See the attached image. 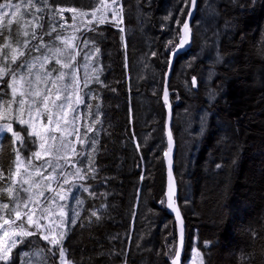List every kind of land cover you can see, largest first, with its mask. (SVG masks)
<instances>
[{"label":"trees","instance_id":"1","mask_svg":"<svg viewBox=\"0 0 264 264\" xmlns=\"http://www.w3.org/2000/svg\"><path fill=\"white\" fill-rule=\"evenodd\" d=\"M143 1L120 0L123 23H106L87 33L100 49V79L107 87L90 85L99 97L91 103H99L103 113L102 125L96 126L97 178L87 181L98 195L75 193L84 205L64 240L74 264H170L165 253L178 242L177 222L166 208L167 106L162 94L170 58L166 45L170 40L178 43L190 4L185 8L183 0H146L144 7ZM50 2L85 11L91 5V0ZM218 3L219 44L194 23L193 46L177 58L170 81L175 177L187 233L183 264L195 240L204 264H239L241 255L253 257L249 264H264V0ZM37 15L44 16L47 31L50 13ZM16 28L13 23V32ZM218 50L221 60L215 63ZM95 112L94 107L93 118ZM0 141V167L7 176L15 154L10 135L0 136ZM136 143L142 145L139 151ZM101 204L107 205L101 209L103 219L96 222L93 217L89 223L85 217ZM31 239L47 247L38 237ZM205 241L211 246L205 247ZM49 260L55 264L54 258Z\"/></svg>","mask_w":264,"mask_h":264},{"label":"snow or ice","instance_id":"2","mask_svg":"<svg viewBox=\"0 0 264 264\" xmlns=\"http://www.w3.org/2000/svg\"><path fill=\"white\" fill-rule=\"evenodd\" d=\"M183 2L185 8L191 5L187 12L190 17L196 0ZM123 9L120 0H91L88 11L55 5L50 0L0 2V85H4L0 87V136L10 135L15 154L7 176L0 167V264H14L17 257L19 264H36L34 257L37 256L39 264H48L49 257L55 259V264H74L68 259L64 240L69 225L75 226L80 219L84 205V200L75 193L98 195L87 181L97 178L94 156L99 133L96 126L102 125L103 113L99 103H91L99 97L90 85L107 87L100 79L103 72L98 62L100 49L87 33L98 31V26L106 23L115 22L119 27L123 23ZM45 10L50 13L47 31L42 23L44 16L37 15ZM180 12L184 14V9ZM65 13L71 16L66 18ZM13 23L17 25L15 32ZM181 31L178 43L167 42L170 56H178L189 43L187 20L182 23ZM196 84V77H192L191 85ZM162 99L170 108L166 84ZM173 143L169 128L164 151L170 178L167 207L176 213L180 228L178 242L170 244L165 255L169 256L170 264H182L183 221L171 195ZM2 145L0 141V156L4 151ZM135 147L139 151L142 145L136 143ZM25 151L29 153L27 157L23 155ZM70 201H74V206H70ZM106 207L101 204L100 209L90 210L85 219L91 223L95 217L99 222L103 219L101 209ZM252 235L255 238L258 234ZM33 237L46 242L47 247H40ZM211 243L205 241L204 246L210 247ZM25 244L32 246V250L14 255V250ZM193 251L200 258V264H204L202 253L198 249ZM251 259V255H241L239 264H249Z\"/></svg>","mask_w":264,"mask_h":264},{"label":"water","instance_id":"3","mask_svg":"<svg viewBox=\"0 0 264 264\" xmlns=\"http://www.w3.org/2000/svg\"><path fill=\"white\" fill-rule=\"evenodd\" d=\"M191 7V5H190ZM189 7V8H190ZM198 7H199V0H196V6L194 8H191V16L189 17L188 15L186 16V19L190 25V40L189 43L186 44L181 50L178 56H170L169 58V66H168V70H167V74H166V79H165V84L167 86L168 92H169V105L170 108L167 106V122H166V136H167V131L170 128L171 132H172V137H173V149L172 152L170 153L171 159H172V176H171V195H172V201L175 205L176 208H178L179 212H180V216L182 218L183 221V229H184V245L182 248V252H181V260H182V264L184 263V256H185V251L187 248V233H186V229H185V223H184V219H183V215L179 206V202H178V185H177V181H176V177H175V156H176V152H177V142L174 136V132H173V122H174V106L171 100V91H170V81L172 78V74L175 68V64H176V60L180 55H183L184 53H186L188 50L191 49V47L193 46V25L196 21V15H197V11H198ZM182 26V25H181ZM182 31H181V27H180V35H182ZM179 42V41H178ZM169 111L171 113V119H169ZM166 158V157H165ZM166 165H167V189H166V208H167V212L171 215L174 216L176 222H177V227H178V237H179V228H180V223L176 218V213L167 207V202H168V195H169V184H170V178H169V174H168V158H166Z\"/></svg>","mask_w":264,"mask_h":264},{"label":"rangeland","instance_id":"4","mask_svg":"<svg viewBox=\"0 0 264 264\" xmlns=\"http://www.w3.org/2000/svg\"><path fill=\"white\" fill-rule=\"evenodd\" d=\"M13 2H16V0H13ZM183 4H184V2H183ZM218 5H219L218 0H204L203 5H202L201 10H200L201 11L200 16H198L197 22H195L198 25H200L201 27H203V28L205 27L208 30V35H209L211 40L213 39V41H214L213 44L215 46H217L220 42V33L216 29L217 23H218V16H219ZM169 17H172L171 14L169 15ZM169 21H171V19H169ZM219 51L220 50L215 51V53H216V57H214L215 63H217L218 61L221 60V54ZM203 52H206V51L203 50ZM211 55H212V53H211ZM78 59H81V62L83 63L82 58H78ZM146 64H147V61L144 62V65H146ZM83 74H84V69L81 68L80 75L83 76ZM85 92H86V89H85ZM195 120H196V115L191 116L189 118L190 122H195ZM70 203H71V201H70ZM193 249H198L197 245H196V240L194 241V244L192 245V249L190 251L191 256H190V258L186 264H200V258L195 255V252L193 251ZM18 250H19L18 248L14 250V255H15V253L18 252ZM21 251H31V249H23ZM17 260H18V257L14 261V264L17 262ZM34 260H35L36 264H39V260H40L39 256L34 257ZM48 264H53V263L48 259Z\"/></svg>","mask_w":264,"mask_h":264},{"label":"flooded vegetation","instance_id":"5","mask_svg":"<svg viewBox=\"0 0 264 264\" xmlns=\"http://www.w3.org/2000/svg\"><path fill=\"white\" fill-rule=\"evenodd\" d=\"M146 2H147L146 0H144V1H143V3H144V7L146 6V5H145V4H146ZM85 214H87V213H86V211H85Z\"/></svg>","mask_w":264,"mask_h":264}]
</instances>
